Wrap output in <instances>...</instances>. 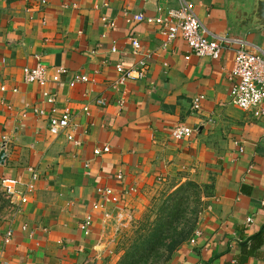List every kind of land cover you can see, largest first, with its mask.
<instances>
[{
	"label": "crops",
	"instance_id": "1",
	"mask_svg": "<svg viewBox=\"0 0 264 264\" xmlns=\"http://www.w3.org/2000/svg\"><path fill=\"white\" fill-rule=\"evenodd\" d=\"M186 1L209 31L264 49V29L240 35L229 23V0ZM179 4L0 0V144L7 140L0 264H115L107 232L114 210L142 200L156 184L184 181L206 185L210 194L193 233L166 264H264V114L230 102L236 46L224 45L216 59L197 56L181 38L165 44L160 25L133 18ZM36 57L49 75L58 66L67 72L45 86L26 83L23 67ZM141 60L146 75L119 83L115 65ZM77 73L87 80L70 86ZM51 107L70 111V125L58 134L48 128ZM176 125L192 132L175 138ZM2 179L15 183L12 202ZM106 188L116 202L104 200ZM88 214L85 234L80 224Z\"/></svg>",
	"mask_w": 264,
	"mask_h": 264
},
{
	"label": "built area",
	"instance_id": "2",
	"mask_svg": "<svg viewBox=\"0 0 264 264\" xmlns=\"http://www.w3.org/2000/svg\"><path fill=\"white\" fill-rule=\"evenodd\" d=\"M34 3L45 5L48 0H30ZM133 18L140 22L148 24L156 23L161 26L165 36V44L177 38H181L189 46L190 51L197 56H207L213 59L219 58L224 45L236 46L233 66L232 79L229 98L230 102L241 110H255L256 115H263L264 108L261 104L264 102V49L257 45H253L241 38H229L217 33L209 31L196 16L193 6L186 0H180L178 7L170 8L167 12L160 13L156 16L144 15L136 13ZM132 46L138 47L139 43L136 39L131 38ZM114 50V49H113ZM189 56H186L188 58ZM115 70L119 75L118 82L124 83L127 78H142L146 75L147 63L141 60L136 67L125 68L121 63L115 65ZM23 80L26 83H35L39 86H45L49 81H58L60 75L67 72V69L62 66L55 68L52 75L48 74L47 66L36 57V62L33 66L23 67ZM87 77L84 74H75L69 82L70 86L80 81H86ZM0 90H5V86L1 85ZM48 103H54L55 97L47 91L43 92ZM202 95L195 97L192 101V108L198 109ZM99 104L104 101L99 99ZM87 110V107L84 108ZM36 115H43L45 111L41 108H35ZM50 116L48 119L49 131L53 134L61 133L71 123L69 108L65 107L60 112H57L55 107H51ZM26 115V111L22 112V116ZM192 132L190 127L184 125H176L172 130V135L175 138H182ZM264 137V134H263ZM68 140L72 139L70 134L67 135ZM1 142V149L5 151L7 140ZM103 150H108L107 146ZM1 186L5 197L12 202L16 196L15 183L9 179H2ZM21 203L26 201L25 195H20ZM104 200L108 202H116L117 196L113 195L110 188L104 191ZM101 203H94V209L101 208ZM92 217L88 214L84 217L80 224V229L85 233H89ZM5 241L12 236V231L8 229L5 232ZM2 264H7L3 262Z\"/></svg>",
	"mask_w": 264,
	"mask_h": 264
},
{
	"label": "rangeland",
	"instance_id": "3",
	"mask_svg": "<svg viewBox=\"0 0 264 264\" xmlns=\"http://www.w3.org/2000/svg\"><path fill=\"white\" fill-rule=\"evenodd\" d=\"M186 182L188 181L156 184L142 200L131 201L127 206L114 210L108 218L107 232L109 234L108 241L113 246L114 258H117L116 263L136 238L144 233L145 227H148L151 221L158 217L164 209H170L173 204L179 206L180 203L182 213L180 218L178 214V221L179 219L181 221L188 220L193 223L195 229L203 213L204 201L210 194L209 187L203 184L192 187L188 186ZM159 253L163 255L158 261L150 257L147 264H152L155 261H157L156 264H166L169 260L164 262L166 252L163 247L159 248Z\"/></svg>",
	"mask_w": 264,
	"mask_h": 264
},
{
	"label": "trees",
	"instance_id": "4",
	"mask_svg": "<svg viewBox=\"0 0 264 264\" xmlns=\"http://www.w3.org/2000/svg\"><path fill=\"white\" fill-rule=\"evenodd\" d=\"M188 186L196 187L193 181L186 182ZM180 203L173 204L170 209H164L162 213L154 218L144 233L140 234L122 255L116 264H147L150 257L153 260L161 258L159 248L163 247L166 255L164 262L172 257L175 250L185 242L193 233L194 225L188 220L178 221L181 217ZM155 261L152 264H156ZM165 264V263H164Z\"/></svg>",
	"mask_w": 264,
	"mask_h": 264
},
{
	"label": "water",
	"instance_id": "5",
	"mask_svg": "<svg viewBox=\"0 0 264 264\" xmlns=\"http://www.w3.org/2000/svg\"><path fill=\"white\" fill-rule=\"evenodd\" d=\"M227 18L234 29L242 33L264 29V0H229ZM5 159V152L0 151V162Z\"/></svg>",
	"mask_w": 264,
	"mask_h": 264
}]
</instances>
